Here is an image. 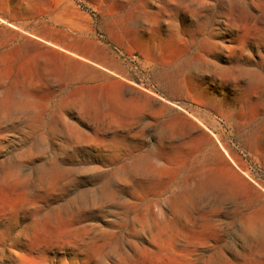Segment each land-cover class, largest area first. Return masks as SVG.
<instances>
[{
  "label": "rangeland",
  "instance_id": "374dc122",
  "mask_svg": "<svg viewBox=\"0 0 264 264\" xmlns=\"http://www.w3.org/2000/svg\"><path fill=\"white\" fill-rule=\"evenodd\" d=\"M0 264H264V0H0Z\"/></svg>",
  "mask_w": 264,
  "mask_h": 264
}]
</instances>
